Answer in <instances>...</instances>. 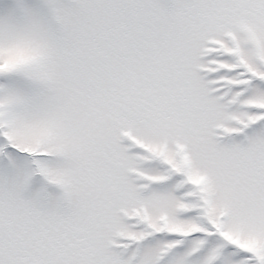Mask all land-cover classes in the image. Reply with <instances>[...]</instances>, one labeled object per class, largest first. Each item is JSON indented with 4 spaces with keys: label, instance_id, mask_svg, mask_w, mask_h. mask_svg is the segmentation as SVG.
<instances>
[{
    "label": "snow or ice",
    "instance_id": "6c2138e0",
    "mask_svg": "<svg viewBox=\"0 0 264 264\" xmlns=\"http://www.w3.org/2000/svg\"><path fill=\"white\" fill-rule=\"evenodd\" d=\"M0 264H264V0H0Z\"/></svg>",
    "mask_w": 264,
    "mask_h": 264
}]
</instances>
